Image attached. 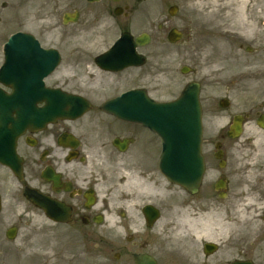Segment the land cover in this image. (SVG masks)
Instances as JSON below:
<instances>
[{"label": "flooded vegetation", "instance_id": "flooded-vegetation-1", "mask_svg": "<svg viewBox=\"0 0 264 264\" xmlns=\"http://www.w3.org/2000/svg\"><path fill=\"white\" fill-rule=\"evenodd\" d=\"M33 1L0 0V89L13 91L3 72L24 87L39 82L18 74L27 72L26 58L36 54L29 41L36 39L45 64L59 56L55 70L41 80L43 89L77 94L91 109L41 130L28 129L16 141L14 162L0 161V234L14 227L18 249L23 257L29 254L25 247L34 233L24 215L36 207L24 194L30 187L69 215L63 223L46 217L61 231L48 245L50 260L62 256L67 234L121 231L125 241L113 254L117 264L124 259L135 264L136 254H149L158 264H166L165 259L171 264H264V0L233 4V20L225 19L223 5L213 18L210 8L183 6L173 17L182 32L175 51L179 72L187 66L188 82L201 89L205 172L190 188L170 183L160 172V140L152 131L102 109L132 89L167 98L153 86L158 76L146 70L149 59L142 48V66L104 69L97 62L108 48L100 46L104 42L37 25ZM116 6L120 14L113 16ZM130 11L128 4L107 1L92 16L104 13L119 22ZM19 32L25 34L17 36L20 42L10 45L6 57V44ZM12 60L18 66L12 67ZM47 103L40 99L36 105ZM18 207L22 210L13 212ZM169 231L174 233L170 252L159 256V247L164 248L159 239L168 241Z\"/></svg>", "mask_w": 264, "mask_h": 264}, {"label": "rangeland", "instance_id": "rangeland-1", "mask_svg": "<svg viewBox=\"0 0 264 264\" xmlns=\"http://www.w3.org/2000/svg\"><path fill=\"white\" fill-rule=\"evenodd\" d=\"M13 1V0H9ZM203 1V0H199ZM197 5L198 0H131L130 5L132 11L127 19H121L119 22L109 15L100 14L96 19V10H101L106 2L101 1L92 5L85 0H34L35 20L38 25H54L59 30L64 29L67 34L83 36V41H91L96 39L103 43L106 48L121 33L119 24L123 28L129 30L133 35L147 32L152 36V42L141 51L149 56L147 71L158 75L157 83L153 86L164 92L165 97L176 95L188 77H184L179 72L177 56L175 54L178 48L176 44L167 41V33L174 26V19L168 14V7L173 4L181 5L186 9H203L210 7L211 17L215 15V8L220 6ZM228 1L238 2L239 0H218L219 5L224 6ZM122 4V3H121ZM80 10L82 16L76 23L64 25L62 16L65 12ZM232 9V8H231ZM231 9L226 12L225 19H232L233 12ZM93 13V14H92ZM218 14V13H216ZM237 18V15L234 16ZM54 32L56 31L53 29ZM57 33V32H56ZM99 48L98 50H102ZM89 81H93L90 78ZM209 126V124H208ZM21 208H14L13 212L20 211ZM28 215L25 216L26 221L30 224V229L34 233L33 239L30 241L27 256H22V251L18 249L17 242H12L0 234V250L1 253H7L2 256L0 253V264H117L113 257L118 252L119 245L124 244V234L117 231L113 234H67L65 244L63 246L62 256L60 259L50 260L51 252L48 245L54 243V237H60V230H54L55 225H50L44 218L42 213L36 208L28 209ZM173 232H167L165 240L159 239L163 245L159 247V256L170 252ZM161 240V241H160ZM165 242V243H164ZM115 243V244H114ZM168 248V249H167ZM166 264H171L170 260L165 259ZM122 264H133L131 260L124 259Z\"/></svg>", "mask_w": 264, "mask_h": 264}, {"label": "water", "instance_id": "water-1", "mask_svg": "<svg viewBox=\"0 0 264 264\" xmlns=\"http://www.w3.org/2000/svg\"><path fill=\"white\" fill-rule=\"evenodd\" d=\"M72 20H76V14ZM172 34L173 32H171L170 39H173ZM127 40L130 41L125 35L124 39L120 40L105 54V57L110 56L115 60L122 57L139 59L135 55L134 44ZM147 41L149 38L146 34L139 39L141 44ZM53 68L54 66L45 72L36 71L35 75L43 77ZM15 91L12 94H6L0 90V159L5 156L1 147H4L8 140L10 142L16 139L27 127L45 126L48 121L62 115H81L89 107L88 104L72 106L73 103H70L73 108L61 105H47L45 107H37L33 104L26 105L21 102L27 99L30 101L33 98L22 96L20 89H15ZM49 95L51 99L57 97L54 91L50 92ZM135 97L129 94L127 99L130 101L117 100L107 105L105 109L123 117L136 116L137 120L147 125L159 136L163 148L160 167L170 180H179L184 184H189L193 179L200 178L204 171V163L201 156L202 123L198 88L189 84L177 100L166 103H147L145 106H140L132 104ZM137 108H139L138 111H136ZM13 114L17 115L16 119L10 118ZM9 124H12V128L8 127ZM178 162L179 164H177ZM136 262L137 264H157L148 255L137 256Z\"/></svg>", "mask_w": 264, "mask_h": 264}, {"label": "bare ground", "instance_id": "bare-ground-1", "mask_svg": "<svg viewBox=\"0 0 264 264\" xmlns=\"http://www.w3.org/2000/svg\"><path fill=\"white\" fill-rule=\"evenodd\" d=\"M208 2H210V1H206V0L199 1V0H198V3H200V4H205V3H208ZM211 3H212V4H217V3H218V0H212Z\"/></svg>", "mask_w": 264, "mask_h": 264}]
</instances>
